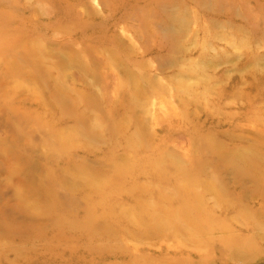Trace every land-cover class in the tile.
I'll use <instances>...</instances> for the list:
<instances>
[{"label":"rangeland","instance_id":"1","mask_svg":"<svg viewBox=\"0 0 264 264\" xmlns=\"http://www.w3.org/2000/svg\"><path fill=\"white\" fill-rule=\"evenodd\" d=\"M132 261L264 264V0H0V264Z\"/></svg>","mask_w":264,"mask_h":264},{"label":"bare ground","instance_id":"2","mask_svg":"<svg viewBox=\"0 0 264 264\" xmlns=\"http://www.w3.org/2000/svg\"><path fill=\"white\" fill-rule=\"evenodd\" d=\"M211 11H215V14H213L214 16L215 15H218L219 13H221L220 11H218V10H216V9H212ZM212 16V15H211ZM58 101H61L62 100V98H61V96H59V98L57 99ZM130 104V103H129ZM261 138V137H260ZM138 139H140V137H139V135H138ZM67 140H68V138H65V140H64V142L62 143V146H64L63 148L64 149H67V148H69V150H70V143H69V140H68V142H67ZM67 142V143H66ZM214 144V143H213ZM127 145H130L129 144V142H127V143H125V148H127L128 149V146ZM131 146V145H130ZM135 146H131V148H134ZM72 149H74L73 147L71 148V150ZM76 150V149H75ZM64 152H66V151H64ZM69 153H70V151H69ZM68 155V154H67ZM120 155H121V157H120ZM118 157H120V162L121 163H123V165H124V168H126V171H125V169L124 168H121V169H119V168H117L116 169V177L117 178H121V177H126V176H128V169L132 166V165H130V166H128L130 163H128L127 162V160H126V158H124L123 156H124V153L123 154H120ZM137 158H139V156H136ZM86 159V158H85ZM237 164V163H236ZM197 165V164H196ZM232 167V166H231ZM226 168V167H225ZM68 170H70V169H68ZM79 172V171H78ZM243 171H241V170H236L235 171V175L237 176V177H239V178H241V176L244 178V177H249V175L248 176H246V175H244L243 173H242ZM87 173H89V175H91V172H89V171H87ZM74 174H75V176H77V175H79V174H77V172L75 171L74 172ZM137 176H133V175H131V178H136ZM75 178V177H74ZM23 185L25 186V188L28 190V192H31L30 191V188L31 189H33V192H37L36 191V188L39 186V185H37L34 181H33V178L32 177H29V176H27L26 175V177L25 176H23ZM30 181V182H29ZM134 182V181H133ZM193 181L190 183L191 185H193ZM86 184L87 183H82V191H78V192H82V194H84V196L87 194V193H89V196L92 194V193H94V191H93V189H94V186L92 185V184H90L91 186L90 187H88V186H86ZM78 189H80V188H78ZM26 191V190H25ZM87 192V193H86ZM37 197H38V195H37ZM189 205V204H188ZM181 207V206H180ZM136 221V220H135ZM133 225V224H132ZM125 229H127V228H125ZM129 230H132V229H129ZM133 231V230H132ZM129 233V235L130 236H132V237H136V235H135V232H128ZM133 260H136V258H134ZM131 264H139L137 261H132L131 262Z\"/></svg>","mask_w":264,"mask_h":264}]
</instances>
